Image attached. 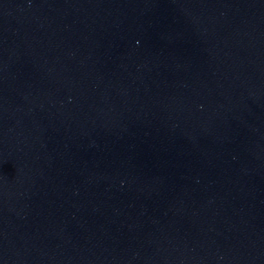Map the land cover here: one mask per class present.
<instances>
[{
  "label": "water",
  "instance_id": "1",
  "mask_svg": "<svg viewBox=\"0 0 264 264\" xmlns=\"http://www.w3.org/2000/svg\"><path fill=\"white\" fill-rule=\"evenodd\" d=\"M0 264H264V0H0Z\"/></svg>",
  "mask_w": 264,
  "mask_h": 264
}]
</instances>
